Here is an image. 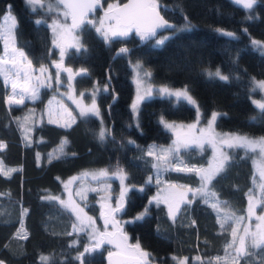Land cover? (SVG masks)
Wrapping results in <instances>:
<instances>
[{"label":"trees","instance_id":"trees-1","mask_svg":"<svg viewBox=\"0 0 264 264\" xmlns=\"http://www.w3.org/2000/svg\"><path fill=\"white\" fill-rule=\"evenodd\" d=\"M122 1L100 3L103 7ZM155 2L163 17L172 23L170 29H165L170 33L162 45L153 41L156 36L143 38L133 31L127 36L105 39L84 21L79 26L83 47L67 50L61 61L65 69L74 73L76 88L97 85L95 99L101 118L76 114L67 124L37 121L36 112L28 110V106L34 104L41 109L48 89L42 90L34 102L10 104L0 73L3 264H45L42 257L47 258V264H107V242L96 247L85 230L75 229V217L69 209L57 200L43 197L61 193L68 176L100 167L124 174L128 188L120 212L112 215L127 218L123 229L128 241L149 253L148 264H178L176 259L182 257L186 264H264V246L253 249L248 244L247 254L233 255L234 246L227 247L233 240L232 220L221 222L216 209L201 197L182 202L174 218L163 202L148 200L154 190V183L148 178L200 184L194 171L155 165L154 156L148 155L147 149L151 141L163 143L171 138L161 118L189 120L195 115V107L182 98L155 94L140 102L136 120L130 108L134 91L130 62L139 60L149 68L152 82L185 86L195 98L202 119L217 110L216 129L264 134V111L252 101L253 96H264L260 89L253 91L254 79L264 78V0H256L251 9L236 0ZM7 8L15 16V45L34 65L50 61V52L55 54L56 48L51 50L47 21L58 13L41 7L33 10L25 0H0V23ZM100 9L97 7L95 13ZM36 17L41 23H36ZM253 41L261 42L260 46ZM122 48L128 51L121 52ZM2 51L0 34V54ZM217 70L228 80L208 75ZM23 115L27 120L23 118L22 124ZM102 129L103 139L99 136ZM228 153L223 170L208 182V187L227 202L225 205L235 215H244L247 195L256 185L254 163L239 146L229 147ZM207 154V148L199 151L188 147L181 151L179 159L189 166L203 163ZM156 169L161 170L155 177ZM96 198L97 192L89 191L86 208L103 229ZM139 213L143 214L141 219H137ZM86 248L89 251L85 252Z\"/></svg>","mask_w":264,"mask_h":264},{"label":"rangeland","instance_id":"rangeland-1","mask_svg":"<svg viewBox=\"0 0 264 264\" xmlns=\"http://www.w3.org/2000/svg\"><path fill=\"white\" fill-rule=\"evenodd\" d=\"M42 3V9L48 11V5L52 4V11L58 13L55 14L56 16H52L47 21V24L49 25V28L51 30V45H53V48H51V50L55 48L56 49L54 52L55 54H51L50 52V55H53L51 56L50 61L43 62L39 65H34L33 63H31V68L33 69L32 71H28V61H30V59L19 47L15 45L14 26L13 21L10 18V16L15 18L13 12L9 8H7L2 16V20L0 23V34L3 40V51L0 54V58H2V60H0V68H3L7 72V79L5 78L4 72L0 73L2 75L4 83L7 85V102L10 104H17L15 102H10L9 100V97H12L14 95L12 83L16 82L17 88L15 92L20 93L22 90H24V95L22 98L23 102H34L35 100L40 98V96L42 95V90L44 91V89H48L47 98H45L41 109H37V106L34 104L28 106V110H32L33 113L36 112L35 118L37 121L46 119L50 122L67 124L70 122L71 119H73L76 114L82 115V110L90 108L93 103L95 104L99 113L97 116L101 118L102 115L95 99V94L99 90L97 85L95 84V86L87 89L76 88L73 81L74 73H72V71L71 73L64 71V64L63 62H61L63 61V57L67 50L73 48L78 51L80 48L83 47L79 27H71L69 15L67 16L68 19L64 15L66 9L62 5L57 6L55 0H42ZM115 3L116 2H109L108 5L101 7L99 13H95L94 9L93 11L89 12L84 19V21L86 22L91 21V24L95 27L96 30L97 28H100L101 31H99L98 33L101 34L105 39L112 37L109 29H114L117 27L116 21L114 19H109L105 15V13H108V16L115 15L113 11L108 12L109 5L113 6ZM29 6L33 9V6ZM37 7L40 6L36 5L35 8ZM35 19L39 20L40 18L36 17ZM100 21H103V26H101ZM54 26L56 27L55 32L53 31ZM106 31L108 32V38H106L102 34ZM131 31L138 34L135 28H132L129 32ZM58 33H63V39L59 38V36L57 35ZM169 33L170 32L168 30H163L156 35L153 41L157 43L158 39H164V37H166ZM54 41H56V43H54ZM57 43L60 45L59 47H57ZM14 49L16 50L15 52L13 51ZM61 49H63L64 52L62 58L60 56ZM19 52H23L24 56L20 57L18 55ZM4 61L7 62L4 63ZM138 63L142 65L141 68L137 67ZM56 64H61V68L57 69ZM130 64L132 67L131 78L134 87L133 95L130 100V108L134 120H136L137 117L138 106L144 98L155 94L168 95L160 91V89L165 87L172 92L181 91L186 88L185 86H172L165 83H154L150 80V75H145V72L150 73L148 67H144V65L139 60H132ZM41 67L46 69V72L44 74H41L40 72ZM17 70H19V75H17ZM25 72L28 73L29 82L27 86L22 89V86H24ZM57 72H59V76H57ZM254 80L261 81L264 80V78H255ZM33 93H35V99L32 98ZM188 93L189 95H191L189 91ZM172 96H174L175 98L184 99V97L182 96ZM15 99L19 100L21 99V97L19 95H16ZM193 99L195 100L194 97ZM252 101L264 102V96H253ZM134 104L136 105L135 108H133ZM193 106L196 109L195 115L189 120L169 118L160 119H163V121H165L166 123L173 125V127L167 128L165 127V124L162 123L163 127L170 131L171 138L167 142L158 143L151 141L147 145L148 151L150 149H152L153 151L155 165L158 164L163 169L195 168L207 171L216 168L221 160H223V163L225 162L223 158L228 157V150L230 147L229 144H231L233 147L239 146L235 139H233L234 137L246 136L250 139H258L264 137V134L248 135L235 131L218 130L216 129L214 122H212L211 128H209V122L211 121L212 114L216 113L218 115L219 112L217 110H213L206 118L202 119L201 111L197 105V102L196 105ZM86 114L92 113L86 112L83 115ZM21 118V123L23 124V118L27 120V117L23 115ZM193 124H195L196 127L190 129L189 126ZM101 126H104L105 129V124L103 120ZM153 146L155 147L153 148ZM188 147H195L199 151L207 148V159L203 163L188 166L179 159V157H181V151ZM241 148L251 155L256 175V185L253 190L247 195L246 209L244 215H235L233 210L227 207L224 203H217V201L222 200L219 199L216 195L215 199H208V202L210 204H217V207H215V209L221 222L224 221L222 219L224 213L229 211L233 213L234 216L237 218L244 217V219L239 223H237L235 220H232V227L237 232L236 244L234 245V248L238 247L239 238L244 236L245 228H248L249 231H255L257 224H260L261 227H264V222L257 220L258 216L264 215V211H262V209H264V154H261L259 148H257L256 151H251L250 149H247L245 147ZM162 149L173 150L166 153H162ZM54 152L57 153L56 150ZM1 168L2 163L0 162V169ZM160 170L161 169L155 170V177L160 172ZM101 171L106 172L107 175H100ZM195 173L200 177L201 180V175L203 173ZM121 176L122 174L120 175L119 171L117 170L110 172L102 167L89 168L71 176H68L63 181V190L61 193H58L56 195L44 194L43 197L48 199L58 198L54 200H57L59 202L65 201L66 203L71 202L74 206H78V208L83 209V212L87 213V216L91 217L94 221V228L97 231H93V226H89L88 224L81 225L80 222L77 220L76 214L69 209L75 217V229L85 230L88 233L89 237L96 244L99 240L98 233H108L109 235L104 238V242H107L105 244L109 246V250L115 249L131 254V249H133L132 245L127 244L124 238L117 231V222L121 224V230L124 231L123 224L127 218H115L112 215V212H120L121 207L123 205V202H121V196L124 197V193L128 188L124 181L125 189L124 192L121 191V186L123 185L121 181ZM152 179L153 178H148V181L154 183V190L152 191V193L149 194L148 200L150 202H163L171 217L175 215L178 206L182 202L188 201L196 196H199L203 200H206L205 195H203L199 191L202 183L206 184V191L214 193L213 190L208 187V182L201 181L199 185L191 186L188 184H181L166 180H157L155 178L153 180ZM117 186L119 187V189L117 188L118 190L115 189ZM91 190L97 192L96 200L100 206L99 215L101 223L103 224V229L98 227L94 216L86 208L88 204L87 197L89 191ZM250 202L253 208V212L251 215H249L248 212ZM169 205L172 206V212L169 211ZM118 208L120 210L116 211V209ZM225 208H227L229 211H226ZM145 210L146 209H144L142 212H144ZM138 215H141V213H139ZM106 220L108 221L107 224H105ZM109 240H111V243L108 242ZM248 244L251 245L250 238H246V246ZM232 251H234V249ZM233 255H236L235 252H233ZM180 260H185V258L182 257L176 259L177 262Z\"/></svg>","mask_w":264,"mask_h":264},{"label":"snow or ice","instance_id":"snow-or-ice-1","mask_svg":"<svg viewBox=\"0 0 264 264\" xmlns=\"http://www.w3.org/2000/svg\"><path fill=\"white\" fill-rule=\"evenodd\" d=\"M237 3H241L242 6L244 8L247 9H251L253 7V5L256 3V0H236ZM26 3H28L29 5L33 6V10H35V6L39 5L40 7H43V3L42 0H26ZM55 3L57 6L63 5L65 7V9H67L64 12L65 17H67L68 15L72 16V27H78L79 25L77 24V14H76V9L78 8H87L88 11H93L94 9H96L97 7H102L100 0H88L87 3H81V2H76L73 4H66L65 0H55ZM53 5L49 4L48 5V11H52ZM158 5L155 2V0H131L130 3L123 5V8H117L116 9V15L113 16H108V13H105L106 17H108L109 19H114L116 21L117 27L114 29H109V31L111 32V36L112 37H117V36H127L129 34V31L132 28H135L137 30L138 33L141 34V36L143 38H149V37H154L157 34V29H168L171 26L168 24V22L166 20L163 19L162 16L159 15V12L157 11ZM113 11V6L109 5L108 8V12H112ZM10 15V14H9ZM81 15H83V13H81ZM13 21V26L15 25V18L11 17ZM83 21H81L82 23ZM37 24L41 23V21H36ZM88 23H91V21H89ZM101 26H103V21H100ZM53 31H56V27H53ZM97 31H101L100 28H97ZM219 31V30H218ZM106 38H108V32H103L102 33ZM229 36H232V33H226ZM59 36L60 39H63V33H58L57 34ZM168 39V37H164V39H158L157 40V45H162L164 43V41ZM54 43H56V41H54ZM253 44L260 46L261 42L258 41H253ZM60 45L57 43V47H59ZM14 52L16 51L15 49L13 50ZM121 52H127V49H121ZM18 55L20 57L24 56L23 52H19ZM64 52L63 49H61L60 52V56L61 58L63 57ZM0 60H2V58H0ZM7 61H4V63H6ZM138 68H141L142 65H140L139 63L137 64ZM56 68L60 69L61 68V64H56ZM33 69L31 68V61H28V71H32ZM64 71L71 73V69H64ZM0 72H4L5 78L7 79V72L3 69L0 68ZM41 74H44L46 72V69H44L43 67H41L40 69ZM17 75H19V70H17ZM145 75H150V73L145 72ZM208 75L210 77H218L221 80H228L227 76H224L220 73L219 70L215 71L214 73L209 71ZM57 76H59V72H57ZM29 82V77H28V73L25 72V80H24V86H22V89L25 88V86H27ZM17 88V83L13 82L12 83V89H13V96L9 97L10 102H15L17 104L22 103V98L24 95V90H22L20 93H16L15 90ZM256 89H260L262 91H264V80L261 81H255L254 80V88L253 91H255ZM161 92H164L168 95H175L177 97H184V99H186L189 103H191L192 105H196V101L193 99V97L191 95H189L188 90L185 88L184 90L181 91H175L172 92L170 91L168 88H162L160 89ZM19 95L21 97V99L17 100L15 99V96ZM32 98L35 99V93H33ZM253 103L256 104V106L261 109L262 111H264V102H259V101H253ZM136 105H133V108H135ZM86 112H90L94 115H98V110L95 106V104L93 103V105L86 109V110H82L81 114H85ZM216 113L212 114L211 117V121L209 122V128H211V124L212 122L215 121L216 119ZM161 123L165 124V127L167 128H172L173 125L166 123L165 121H163V119L161 120ZM190 129L191 128H195L196 125H190L189 126ZM99 136L101 139L104 138L105 136V131L102 129L101 132L99 133ZM233 139H235V141L237 142V144L241 147H245L247 149H250L251 151H256L257 148L260 149L261 154H264V137L258 138V139H250L248 137H234ZM134 143V142H131ZM229 146L231 147L232 145L229 144ZM155 146H153L154 148ZM173 149H162L161 152L162 153H166L169 151H172ZM153 151L152 149H150L148 151V155H152ZM224 160L227 159V157L223 158ZM223 160H221L216 168L210 169V170H199V169H195V168H177V171H195V172H202L203 174L201 175V181L202 182H211V180L213 179V177L219 173L220 171L223 170ZM100 175H107L106 172L101 171ZM95 178V177H94ZM121 180H123V176H121ZM159 182V181H157ZM206 188V184L202 183L201 184V188L199 189V191L205 195L206 200L205 202H208V199H215V193L212 192H208L205 190ZM54 199H58V198H54ZM123 199V196H121V200ZM61 204H64L66 208L70 209L73 213L76 214L77 220L80 222L81 225L84 224H88L89 226H93V231H97L94 228V221L92 220L91 217L87 216V213L83 212V209L78 208V206H74L71 202L66 203L65 201H60ZM190 203V201H189ZM217 203H224L226 204L227 202L224 201H217ZM214 208L217 207V204H213L212 205ZM120 209H116V211H119ZM169 211L172 212V206L169 205ZM262 211H264V209H262ZM249 215L252 214L253 212V208L251 205V202L249 204V209H248ZM143 216V214H141V216L137 217V219H141ZM174 218V216H173ZM222 219L224 220L225 223H227V221L229 220H235L237 223H239L240 221H242L244 219V217H235L233 213L229 212H225L224 216L222 217ZM257 220L264 222V215L262 216H258ZM108 221H105V224H107ZM225 224L222 223L221 227L224 228ZM109 235L108 233H98L99 236V240L97 242V244L95 245L96 247H99L101 243L104 242V238ZM115 235V234H112ZM231 235L233 237V240L231 241V243H229L227 245V247H233L236 244V237H237V232L236 230H232ZM246 238H250V242H251V247L253 249L255 248H260L262 246H264V227H261L260 224L256 225V230L255 231H249L248 228L244 229V236L239 238V245L238 247L234 248V252L237 256H239L240 254L244 253L247 254L246 252ZM124 239L126 240L127 238L124 237ZM109 243H111V240L108 241ZM89 251L88 248L85 249V252ZM42 261L45 262V264H47V258L46 257H42L41 258ZM129 260L131 261H136L137 264H139V262H143V264H148V259H149V253L146 251H143L139 244H137L135 246V248L131 249V254L128 257ZM219 259V258H217ZM0 264H3V261H0ZM178 264H186V258L185 260H180L178 261Z\"/></svg>","mask_w":264,"mask_h":264},{"label":"water","instance_id":"water-1","mask_svg":"<svg viewBox=\"0 0 264 264\" xmlns=\"http://www.w3.org/2000/svg\"><path fill=\"white\" fill-rule=\"evenodd\" d=\"M76 2H81V3H87L88 0H65V3L66 4H73V3H76ZM131 0H124L122 2H118V3H115L113 5V12L115 13V15L117 14L116 13V9L117 8H123V5L125 4H128L130 3ZM63 6V5H62ZM64 7V6H63ZM65 8V7H64ZM67 10V9H66ZM157 11L159 12V15L163 17V15L160 13V11L158 10L157 8ZM91 12V11H88L87 8H78L76 9V18H77V24L80 26L82 23L81 21H84L85 17L87 16V14ZM81 13H83V15H81ZM164 20H166L168 22V24L172 27V23L170 21H168L167 19H165L163 17ZM69 21H70V25L72 27V16L69 15ZM78 26V27H79ZM170 27V28H171ZM168 28V29H170ZM165 29H157V32L158 31H163ZM122 176L124 177V174L122 173ZM123 185L121 186V191L124 192V189H125V184H124V180H121ZM117 225H118V233L124 238L126 237L127 239L125 240V242L129 245H132V248H135V246L137 245L136 243H129L128 241V235L126 234V232H124L123 230H121V224L119 222H117ZM141 248V247H140ZM143 251H146L144 248H141ZM147 252V251H146ZM130 253H127V252H123V251H120V250H115V249H111V250H108L107 253H106V260H107V264H124V263H137L136 261H131L128 259ZM149 260V259H148ZM139 263H142V262H139Z\"/></svg>","mask_w":264,"mask_h":264}]
</instances>
